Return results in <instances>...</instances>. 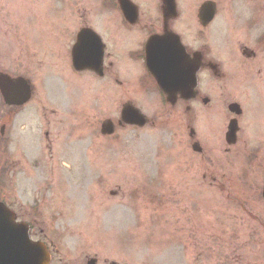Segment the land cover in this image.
Listing matches in <instances>:
<instances>
[{"label":"rangeland","instance_id":"obj_1","mask_svg":"<svg viewBox=\"0 0 264 264\" xmlns=\"http://www.w3.org/2000/svg\"><path fill=\"white\" fill-rule=\"evenodd\" d=\"M206 1L177 0L174 30L220 70L217 78L211 70L200 75L199 104L189 102L200 114L184 117L179 114L185 105H166L146 88L150 84L133 78L137 92H131L120 89L114 77L76 72L64 62L66 39L78 21L93 25L106 42L111 29L119 27V14L107 0H1L19 26L8 19L0 29V66L28 78L34 97L8 122L7 131L20 130L19 148L26 156L0 145V167L7 175L0 184L6 185V201L25 219L31 197L46 195L41 214L47 223L39 227L59 248L56 263L264 264L263 222L259 240L241 234L230 242L232 231L248 228L220 180L226 162H234L225 156H237L236 163L246 169L247 155L264 154V0H212L218 15L204 27L198 12ZM137 2L147 15L159 13L152 11L161 0ZM124 36L123 42H134L132 34ZM20 45L34 51L32 68L19 67L29 61L22 59ZM115 63V70L142 72L136 61L116 57ZM127 91L136 94L149 122L144 127L117 125L113 136H104L103 121L120 118L123 107L117 98ZM204 97L210 98L208 104ZM233 102L241 104L243 114L238 116L239 141L228 146L225 134L236 116L229 110ZM196 141L202 153L192 148ZM227 148L232 152L226 153ZM248 172L250 188L239 181L231 188H246L248 198L260 202L264 169Z\"/></svg>","mask_w":264,"mask_h":264},{"label":"flooded vegetation","instance_id":"obj_2","mask_svg":"<svg viewBox=\"0 0 264 264\" xmlns=\"http://www.w3.org/2000/svg\"><path fill=\"white\" fill-rule=\"evenodd\" d=\"M3 1H10V0H3ZM78 1L81 0H75L74 4H77ZM155 1L153 2L151 10L155 8L154 6ZM107 5L109 8H111L115 12V16L117 17L119 14V27L111 29V33L109 36L108 41H105V38L103 34H101L99 31H96L93 25L89 24L88 22H80L78 21L77 28L74 31L73 35L66 39L68 43L65 47V60L73 65L75 71H79L81 73L83 72H91L95 73L96 75L100 77H114V82L119 85V88L122 89L123 87L131 92L136 91V89L133 87L134 85H131V79L136 78V80L141 81L142 84H150L151 87L146 86V88L150 91H155V93L159 96L158 99L161 101H164L166 104L169 103V96L168 94H164L159 84H157L156 78L149 72L148 65L146 62V45L149 41L148 39L153 36V34L159 33L164 34L165 31H167V28H169L170 31L173 30L175 32L173 27L174 20L173 17H170L168 21V26L166 28L165 25V17H164V10H163V2L161 0L160 5H156L155 11H152L153 13L157 12L159 10V13L157 15L151 16V14H146L143 10H141V7L138 5L137 0H107ZM10 10L4 9L1 0H0V29H3V24H8V19H14V23L16 24L14 27L19 26V21L13 17L12 15H7ZM11 14V12H10ZM178 19V18H177ZM63 21H64V28L67 30L68 27V21H67V15H63ZM159 21L161 24H159ZM118 24V23H117ZM87 30V31H86ZM4 32V31H3ZM2 32V33H3ZM83 32V33H82ZM65 33V32H64ZM82 35L80 36V34ZM68 34V33H67ZM66 34V35H67ZM125 34H132L134 42L128 43L123 42L125 38ZM80 36V43L84 46L81 49L79 56H78V63L79 68L81 70H76V65L74 63L75 61V54H74V47L76 45V42L78 41ZM66 38V36H65ZM24 45H27L26 43H22ZM20 45L22 50L25 52L23 56V60L26 58L29 61L21 62L20 68H32L34 65V61L37 59L33 55L34 51L32 48H28L27 46ZM110 48V49H109ZM189 58L192 60H195V49L191 48L190 46L187 47ZM3 51H0V54ZM123 58L127 59L129 62L136 61L140 63L142 72H132L128 71L125 68H118L115 70L116 63L115 58ZM205 61L207 60L204 55ZM32 60V61H30ZM89 62L90 64L85 65L86 62ZM115 70V74L111 73V70ZM209 69L208 67H205L202 69V71H207ZM4 71V69L0 66V72ZM201 71V72H202ZM214 71V70H213ZM215 76L220 77V73L217 74L216 70ZM143 77V78H142ZM142 78V80H140ZM127 91V95H122L117 98L119 103L121 102V105H125L126 103H132L136 106L139 104L140 100L137 99V96L135 93H130ZM196 95L192 98L186 99L187 96L182 94L180 91L174 92L173 96L170 97L171 100L174 101V108L179 105L183 107L185 105V110L180 113L179 115H183L184 117L190 115V114H200V110H194V108L189 104V102H193L194 104H199V100L201 95L198 93V87L194 89ZM1 92V91H0ZM1 98V93H0ZM128 98V99H127ZM33 99V98H32ZM31 99V101H32ZM125 103V104H124ZM12 108L9 105H7L5 102H0V120H3L2 126L0 127V145L6 146L7 149H13L15 151H18L20 154L22 153V156L24 155L23 150L25 152V149L22 150L19 148L21 142L18 132L20 130H15V132L7 131L8 130V122L11 121L13 118V113L18 114L19 108L17 107L14 112L12 111ZM193 110V111H192ZM40 131L43 133L49 134L48 132H45V128H39ZM231 149L227 148L226 153H231ZM227 159L231 158L234 162H226L228 165L223 168L220 172V180L223 181L224 185V191L226 192V195L228 196V201L237 203L241 210L244 213V219H245V226L248 228L244 231L242 229H239V231H243V233L237 234V231H232L230 233L229 240L230 242H235L238 240L241 234H244L246 239L251 240L249 236L251 235L255 239L259 240L260 234L257 233L259 231V223H264V197H263V191L262 190L259 193V198L261 196V201L256 202L252 200V198H248L247 193L249 190L244 189L243 187L238 188L237 190H232V185H234V181L241 183L243 185V182L248 181L246 180V177L248 175V171H252L254 167L256 168H263L264 169V154L256 153L252 155H247L244 162L247 163L246 169L242 168L241 164L236 163L238 157L236 156H225ZM39 164L35 163V165ZM3 167H0V177H5L7 179L6 170L4 171V165ZM10 172L9 170L7 171ZM244 186V185H243ZM6 185L0 184V201L6 202L7 205L12 209V206L10 203L6 201L8 197V192L5 190ZM245 187L250 188L251 186L249 184L245 185ZM264 186L262 187V189ZM244 189V190H243ZM34 192L33 194H35ZM118 191L114 194L117 195ZM32 194V195H33ZM31 206H30V215L28 219H25L24 217H20L18 211V220L24 221L26 223H29L30 226V233L34 240L42 241L45 244L48 245L50 255H52L50 264H58L61 263L62 260H58V254H56V248L55 243L50 239L49 233L46 232L44 228H40L39 225L41 223H47L44 216L41 214V209L43 207H46L47 199L46 195L44 194H35L31 197ZM228 202V208H229ZM15 211V210H14ZM227 213H230L229 210H227ZM250 222V223H247ZM255 221V223L253 222ZM238 231V232H239ZM235 233V235H234Z\"/></svg>","mask_w":264,"mask_h":264},{"label":"water","instance_id":"obj_3","mask_svg":"<svg viewBox=\"0 0 264 264\" xmlns=\"http://www.w3.org/2000/svg\"><path fill=\"white\" fill-rule=\"evenodd\" d=\"M175 0H166L168 6ZM217 5L212 1H207L201 7L199 15L204 26H207L216 17ZM84 44L76 45L75 64L79 66L78 56ZM149 67L156 75L158 82L165 91L170 94L180 91L186 96H191L196 86V76L202 65L201 55H195V60H190L186 49L182 46L180 38L166 33L162 38L153 36L148 46ZM156 62L158 65H156ZM90 64L88 61L85 65ZM167 65V66H166ZM166 66V67H165ZM174 79L173 85L171 83ZM170 88V89H169ZM0 90L4 99L9 104H19L27 102L32 96V89L29 82L22 78H12L7 74L0 73ZM231 111L240 112L239 104L233 103ZM122 118L130 124L145 125L147 118L136 107L126 106L122 112ZM230 131L227 134L231 143L237 140V121L230 124ZM104 130L112 134L113 122L107 121L103 125ZM194 148L202 151L199 144ZM51 255L48 248L42 242H35L31 239L29 226L26 223L16 222V214L12 212L6 204L0 202V264H49ZM88 264H96L95 260Z\"/></svg>","mask_w":264,"mask_h":264}]
</instances>
